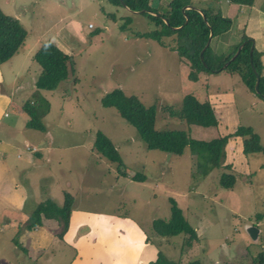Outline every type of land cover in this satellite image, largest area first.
Returning a JSON list of instances; mask_svg holds the SVG:
<instances>
[{
	"label": "rangeland",
	"instance_id": "rangeland-1",
	"mask_svg": "<svg viewBox=\"0 0 264 264\" xmlns=\"http://www.w3.org/2000/svg\"><path fill=\"white\" fill-rule=\"evenodd\" d=\"M150 1L159 9L163 6V0ZM191 1L196 7L214 9L208 6L211 0ZM0 10L16 18L26 33L17 52L0 63V139L17 144L0 154L10 162L13 174V181L5 182L7 188L0 191V264H68L73 248L56 235L59 227L54 219L25 227L36 203L49 196L59 205L64 191L83 212L132 220L156 250L181 264L199 257L208 264H250L257 252L264 254V217L256 225V240L244 230L262 211L264 154H243L240 138L232 137L224 147L222 164H228L235 179L230 188H222L217 179L228 170L214 168L203 175L187 148L179 155L147 149L130 124L112 107L100 104L102 95L117 87L144 106H156L155 129H184L183 121L168 117L159 105L178 107L188 93L205 101L222 86H230L231 103L213 100L220 119L218 134L249 126L264 144L263 98L226 70L189 80L182 59L139 35L152 29L146 15L125 6L106 0H0ZM241 18L234 20L231 30L242 31ZM62 28L68 33L63 35V51L72 55L74 72L53 90L37 89L33 82L39 67L31 55L41 41L62 36ZM226 39L222 36L211 44L222 50L230 41ZM25 103L47 104L40 118L42 130L25 126L26 114L18 112ZM217 126L203 138L192 136L209 140L217 136ZM96 131L112 142L121 165L92 151ZM26 160L25 167L17 163ZM135 173L143 180H131ZM169 198L195 230L198 241L190 248H182L183 234L152 233L151 221L169 216Z\"/></svg>",
	"mask_w": 264,
	"mask_h": 264
},
{
	"label": "trees",
	"instance_id": "trees-1",
	"mask_svg": "<svg viewBox=\"0 0 264 264\" xmlns=\"http://www.w3.org/2000/svg\"><path fill=\"white\" fill-rule=\"evenodd\" d=\"M116 6H125L129 11H137L146 15L152 24V29L139 34L156 41L161 47H166L187 64V78L197 79L198 73H210L226 70L238 75L246 90L264 99V75L261 73L259 52L252 45V39L241 33L236 41L230 42L222 50H216L211 44L227 32L231 25L228 17L222 16L219 10H210L193 4L191 0H163L159 9L151 5L150 0H106ZM230 3L252 6L253 0H227ZM155 3V1L153 2ZM182 8H184L182 10ZM187 21L184 23V18ZM25 30L17 19L4 14L0 10V63L9 60L21 45ZM207 39L208 44L202 50ZM237 54L230 59L241 43ZM251 50V51H250ZM39 70L33 85L37 89L53 90L67 75L73 74L72 55L63 52L49 39L41 41L31 55ZM226 62V65L223 64ZM258 77L257 91L253 84ZM103 107H112L119 117L130 124L137 137L147 149H155L179 155L187 148L195 157V166L206 175L214 168L229 171L228 164H222L224 147L231 137H239L243 154L260 152L264 154V144L249 126H236L232 132L220 135L209 140L194 139L189 135L190 125L202 127L216 126L218 117L208 101H199L191 94L181 97L178 107L159 105V109L168 117L179 119L185 123L184 129L154 128L155 105L144 106L134 95H125L120 88H113L105 92L100 98ZM20 111L26 114L25 126L42 130L40 118L47 111L46 103H25ZM91 149L107 161L121 165L120 156L102 132L93 134ZM124 172V171H122ZM144 176L135 173L131 180L141 181ZM234 175L229 171L220 172L217 184L222 188H230L234 183ZM169 216L167 219H153L151 230L155 236L168 237L183 234L182 248H190L193 242L198 241L195 230L185 221L180 209L174 200L169 198ZM72 209V196L64 191L62 202L58 205L49 196H46L34 205L27 216L25 227L32 229L40 226L42 219H54L59 227L56 235L61 238L67 229L68 218ZM264 217V199L262 211L254 215L253 225ZM149 239V238H147ZM204 258H193L184 264H208ZM147 264H181L178 261L167 259L159 250L153 260ZM250 264H264V254L257 252Z\"/></svg>",
	"mask_w": 264,
	"mask_h": 264
},
{
	"label": "crops",
	"instance_id": "crops-1",
	"mask_svg": "<svg viewBox=\"0 0 264 264\" xmlns=\"http://www.w3.org/2000/svg\"><path fill=\"white\" fill-rule=\"evenodd\" d=\"M211 1L212 2L209 3L208 6L213 5L214 9L212 10L215 11L218 9L222 16L228 17L231 20V24L237 18L242 17L241 19H238L240 20L238 22L240 26L243 23V29H241V32H236L229 28V30L223 33L220 37L227 36L226 40L229 41L230 39L229 43L235 41L241 33H244L251 38L253 47L259 52L261 73L264 75V0H253L252 6L234 4L227 0ZM255 25H257V27L253 28ZM61 33L62 36L60 33L51 36V41L63 51V47L66 45L64 43L63 35H67L68 33L64 28H62ZM236 33L237 35L235 36ZM203 77V73H199L197 79L202 80ZM221 88L222 89L218 93H211L207 96L206 101L211 104L212 108L215 104L213 100H223L224 102H220L221 104L231 103L234 98L230 86H222ZM18 112L20 113V110ZM216 114L219 119L218 113ZM219 122L220 119L218 120L217 125H219ZM7 127L8 126L6 125L4 131L7 130ZM212 127L213 126L199 127V125H191L190 136L203 138L202 136L208 134V129ZM217 128L218 126L216 127L215 132L217 136H220ZM194 131H197L198 135H196ZM232 140V137L229 138L226 145L231 143ZM25 144L27 145L26 142ZM14 145H11L6 139L1 138L0 154L17 147V144L14 143ZM226 145L225 147H227ZM26 149L33 151L30 150L28 146H26ZM1 157H3V155H1ZM17 163L21 167H25L28 160ZM10 165V162L6 161V158L3 157V159H0L1 192L3 189L7 188L5 187V185H7L5 182L13 181V174ZM11 187H9V191L12 190ZM13 190H15V188ZM259 222L260 221L256 224H259ZM147 238H149V236L143 233L139 226L132 220L129 221L128 218L119 219L104 214H88L81 211L73 203L68 218L67 229L60 239L68 244L69 247L71 246L73 248V257L68 264H147L148 261L155 258L157 252L154 244H152Z\"/></svg>",
	"mask_w": 264,
	"mask_h": 264
},
{
	"label": "water",
	"instance_id": "water-1",
	"mask_svg": "<svg viewBox=\"0 0 264 264\" xmlns=\"http://www.w3.org/2000/svg\"><path fill=\"white\" fill-rule=\"evenodd\" d=\"M183 9H184V8H182V10H183ZM186 21H187V19H186V17H185V18H184V23H185ZM208 41H209V40L207 39L205 45H204L203 48L200 50L199 55L201 54L202 50L207 46ZM242 43H243V42H241V43L238 45V47L236 48L234 54L230 57V59H232V58L237 54V52H238L239 48L241 47ZM250 51H251V50H250ZM225 65H226V62L223 64V66H225ZM257 83H258V77H257V75H256V76H255V81H254V84H253V88H254L255 91H257ZM244 230L246 231V234L250 237L251 240H253V241L256 240V237H257V234H258V229H257V227H256L255 225H251V224H249V225H245Z\"/></svg>",
	"mask_w": 264,
	"mask_h": 264
},
{
	"label": "built area",
	"instance_id": "built-area-1",
	"mask_svg": "<svg viewBox=\"0 0 264 264\" xmlns=\"http://www.w3.org/2000/svg\"><path fill=\"white\" fill-rule=\"evenodd\" d=\"M90 27V25H88Z\"/></svg>",
	"mask_w": 264,
	"mask_h": 264
}]
</instances>
